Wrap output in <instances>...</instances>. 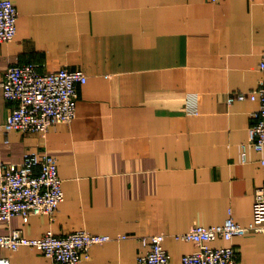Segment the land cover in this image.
Returning <instances> with one entry per match:
<instances>
[{"label": "crops", "instance_id": "0c3cea01", "mask_svg": "<svg viewBox=\"0 0 264 264\" xmlns=\"http://www.w3.org/2000/svg\"><path fill=\"white\" fill-rule=\"evenodd\" d=\"M15 38L0 42V83L15 62L82 70L77 116L47 132H5L13 101L0 86V161L27 150L58 158L65 199L56 218L0 219V235L87 229L112 236L78 264H135L141 237L167 233L171 264L195 252L173 234L253 220L264 185L249 129L262 78L264 0H13ZM247 152L244 160L243 147ZM229 243L217 239L213 246ZM241 264H264V232L235 236ZM11 264H62L34 247L0 245ZM67 264V263H64Z\"/></svg>", "mask_w": 264, "mask_h": 264}, {"label": "built area", "instance_id": "2783aa9c", "mask_svg": "<svg viewBox=\"0 0 264 264\" xmlns=\"http://www.w3.org/2000/svg\"><path fill=\"white\" fill-rule=\"evenodd\" d=\"M222 1V0H214ZM19 9L13 0H0V42L11 41L17 34ZM259 66L262 78L249 92H238L229 97L251 98L259 102V108L252 112L249 135L260 156L264 169V51ZM88 75L79 69L62 65L56 70H42L34 61L15 62L5 72L0 83L4 97L14 102L3 130L26 132H47L61 122H71L77 116L79 87L88 82ZM244 160L247 152L243 147ZM22 162L0 161V219L10 222L16 215H48L56 218L60 204L65 199L63 179L59 174L58 158L46 151L27 150ZM253 220L244 225L229 212L224 223L216 225H193L188 230L173 234L177 240L194 242L195 252L183 254L182 264H241L235 236L264 232V185L255 193ZM167 233H152L141 237L145 252L137 257L135 264H171V255L165 247ZM128 238L119 234L92 233L80 229L58 235L50 229L41 237H27L21 229H13L0 235V245L11 250L23 246L34 247L57 263L78 264L90 256L93 245L114 239ZM229 243L213 246L217 239ZM0 264H11L8 257H0Z\"/></svg>", "mask_w": 264, "mask_h": 264}]
</instances>
